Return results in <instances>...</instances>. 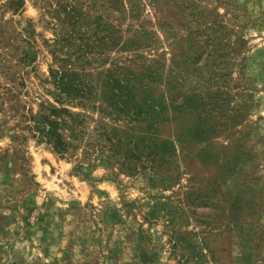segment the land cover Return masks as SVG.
Instances as JSON below:
<instances>
[{
	"label": "rangeland",
	"instance_id": "374dc122",
	"mask_svg": "<svg viewBox=\"0 0 264 264\" xmlns=\"http://www.w3.org/2000/svg\"><path fill=\"white\" fill-rule=\"evenodd\" d=\"M0 264H264V0H0Z\"/></svg>",
	"mask_w": 264,
	"mask_h": 264
},
{
	"label": "trees",
	"instance_id": "16d2710c",
	"mask_svg": "<svg viewBox=\"0 0 264 264\" xmlns=\"http://www.w3.org/2000/svg\"><path fill=\"white\" fill-rule=\"evenodd\" d=\"M54 113H56L54 111ZM59 122L49 120V118L41 116L36 122V128L38 129L39 139H44L48 143L53 145V150L58 154H64L67 151L66 142L62 138L60 129H58ZM70 147V145L68 146Z\"/></svg>",
	"mask_w": 264,
	"mask_h": 264
}]
</instances>
